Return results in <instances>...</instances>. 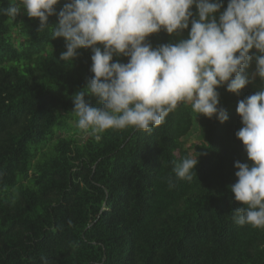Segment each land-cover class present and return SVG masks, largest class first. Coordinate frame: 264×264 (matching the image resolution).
Here are the masks:
<instances>
[{"label": "trees", "instance_id": "obj_1", "mask_svg": "<svg viewBox=\"0 0 264 264\" xmlns=\"http://www.w3.org/2000/svg\"><path fill=\"white\" fill-rule=\"evenodd\" d=\"M9 7L0 0V10ZM57 24L49 17L41 31L25 12L0 11V264H264V228L234 222L241 205L229 188L235 162L251 163L236 137V109L264 86L259 78L239 97L218 89L227 123L180 104L150 131L127 127L84 139L72 97L93 76L92 52L62 61ZM187 37L162 31L149 42ZM86 100L100 107L95 97ZM195 130L202 144L191 155L181 145ZM199 154L192 180L175 178L174 165Z\"/></svg>", "mask_w": 264, "mask_h": 264}, {"label": "clouds", "instance_id": "obj_2", "mask_svg": "<svg viewBox=\"0 0 264 264\" xmlns=\"http://www.w3.org/2000/svg\"><path fill=\"white\" fill-rule=\"evenodd\" d=\"M0 11L10 18L25 12L41 31L57 17L52 37L65 41L60 59L66 63L91 50L93 76L72 97L84 139L127 127L150 131L180 104L224 124L229 113L218 89L239 97L257 78L264 85V0H228L226 8L223 0H10ZM162 31L188 37L153 47L149 38ZM119 56L128 62L114 59ZM236 110L242 122L236 137L251 163L234 164L237 179L229 188L241 206L231 215L240 226L264 228V86ZM199 156L176 163L175 178L191 181Z\"/></svg>", "mask_w": 264, "mask_h": 264}, {"label": "rangeland", "instance_id": "obj_3", "mask_svg": "<svg viewBox=\"0 0 264 264\" xmlns=\"http://www.w3.org/2000/svg\"><path fill=\"white\" fill-rule=\"evenodd\" d=\"M253 69H254V67H253ZM201 144H202V139H201L200 134H199V132L197 130L196 132H194L189 137L183 139L181 146H183V148L188 150L189 153L191 155H193L194 149L192 148V146H200ZM179 153H180V150L177 149L176 152H175V155H176L177 158H179Z\"/></svg>", "mask_w": 264, "mask_h": 264}]
</instances>
